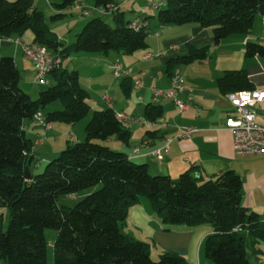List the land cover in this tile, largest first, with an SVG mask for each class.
Masks as SVG:
<instances>
[{"label":"trees","instance_id":"1","mask_svg":"<svg viewBox=\"0 0 264 264\" xmlns=\"http://www.w3.org/2000/svg\"><path fill=\"white\" fill-rule=\"evenodd\" d=\"M80 1L59 0L51 19H62ZM92 1L96 8L115 7L109 11L112 24L100 16L91 17L74 41L63 47L33 0H0V38L30 30L33 42L60 59L48 75V86L32 98L19 85L20 72L14 58L0 56V207L9 213L6 228L0 222V258L4 264H46L49 241L45 230L54 229V264H191L171 252H160L153 259L149 243L123 232L130 208L146 198L165 229L210 223L213 231L203 244L206 258L213 264H254L251 257L264 254V219L243 206L240 176L227 169L204 178L197 167L176 179L152 174L145 163L133 161L127 153L104 142L113 136L124 143L129 139L125 121L113 108L93 110L84 126V138L70 139L41 171L31 173L30 165L37 162L32 150L44 136L29 137L25 122L32 120L45 129L34 119L40 111L50 128L52 122L74 125L91 110L78 71L64 67L61 58L77 52L129 54L148 45L147 25L131 28V21L124 19L115 0ZM164 5L157 7L159 24L193 22L210 28L213 45L232 34L250 33L255 15L264 16V0H165ZM209 48L191 46L186 54L169 59L170 76L175 65L206 58ZM254 55H264V45L247 40L245 56ZM133 85L128 76H123L121 86L126 95ZM217 87L220 93L228 94L254 85L247 71L240 68L225 70L217 78ZM56 101L60 108H47ZM162 113L160 104L149 102L139 117L157 121ZM39 137L40 143L36 142ZM99 184L72 206L57 202L60 195H73Z\"/></svg>","mask_w":264,"mask_h":264},{"label":"crops","instance_id":"2","mask_svg":"<svg viewBox=\"0 0 264 264\" xmlns=\"http://www.w3.org/2000/svg\"><path fill=\"white\" fill-rule=\"evenodd\" d=\"M115 1L118 3L119 9L124 12L126 21L139 19L142 25H147L149 29L147 47L129 54L116 51L108 54L77 52L61 58V61L63 62L65 58L69 57V60L74 62L73 69L78 71L79 83L89 94V91L95 89L94 83L101 78L103 73L107 70L110 71L109 64L118 60L123 69L129 71L127 75L123 76H128L133 82L140 81V86L137 88L133 86L132 89L135 90L136 101L142 105L132 108V105L127 102L126 106L119 107L111 95L113 109L139 117L143 116L145 104L149 102L160 104L163 113L157 121L158 123L164 122L165 125L147 128L131 121H125L124 124L129 130L127 143L117 140L115 136L104 142L113 149L127 153L133 161L145 163L152 174H167L176 179L180 173L197 167L204 178L214 177L227 169L234 170L240 176L237 170L240 169V162L244 158L234 153L232 133L225 125L226 118L229 115H235V107L230 103L227 94L219 92L217 78L225 70L243 68L247 71L254 88H264V55L245 56V42L247 40L261 42V40L253 38L249 33L245 35L232 34L222 39L219 44L213 45V34L210 28L193 22L180 25L159 24L154 17V10L157 8L151 6L150 0H137L134 5H131V8L133 7L139 12L135 16H126L124 10L125 5L131 0ZM58 2L59 0H33L34 6L43 13L48 26L56 33L65 47L74 41L73 38L79 32L78 29L84 26L87 19H77L70 10H76L78 13L80 11L73 7L67 10L62 19H51V15L57 11L54 4ZM79 3L84 7H94L92 0H81ZM164 4L165 2H161L157 6L160 7ZM130 11L133 10L130 9ZM49 13L51 14L47 17L46 15ZM92 14L102 16V13L96 11L89 15H81L90 16ZM109 16L108 20L112 24L111 15L109 14ZM146 17L150 18L145 19ZM68 18L72 20L68 22V25L65 23L68 27L66 32H61L60 27L63 25L59 23L69 20ZM17 39L25 43L33 42V36L28 33V30L9 38H0V56L8 55L14 58L20 72L19 85L20 81L24 80L23 78H26L31 84L37 85L32 81L34 67L23 56L20 46L15 42ZM191 46H210V48L206 58L197 59L187 64H177L173 67V70L177 67L179 71H176L183 76L185 90L182 92V96L187 99L189 104L185 111L178 112L169 99L159 98L154 102L151 88L155 86L165 88L170 85L168 60L186 54ZM160 52L161 54H158ZM26 67L29 70H26ZM82 71L87 74L88 78L85 74H81ZM109 73L112 75V72ZM122 78L120 76L116 79ZM30 91H33V87ZM126 96L129 97V95ZM138 96L142 97V101L138 100ZM102 104L105 103L102 102ZM106 107L107 105L104 108ZM104 108L100 107V109ZM257 121L264 123V106L258 109ZM85 124L83 123V127ZM74 126L52 122L51 128L45 130L32 120L25 122V132L29 137L44 136V141L35 145L32 150L34 161L37 160V162L31 164L33 168L30 165L31 173L38 172L37 169L42 165L41 163L36 166L39 161L44 162L59 153L57 145L59 138L68 139L66 143L70 139L81 140L77 135L71 134ZM179 126H194L196 131L190 136L177 137ZM167 139H170L168 147L162 150V157L158 159L153 150L162 148ZM143 141H146V145L142 144ZM135 147H139L138 153L133 152ZM241 199L243 206L255 210L260 218L264 219V182L248 185L246 181L242 180ZM0 208V222L4 229L8 224L5 221L7 208ZM122 230L136 239L149 243L150 251L179 254L191 264H213L209 259L203 257L201 252L204 238L213 231V226L208 222L194 226L173 225L165 229L149 202L141 199L130 208ZM55 236L56 231L53 233L51 242ZM252 259L254 264H264V258L261 255L258 258L252 257ZM0 264H4L1 258ZM46 264H54L51 249L47 251Z\"/></svg>","mask_w":264,"mask_h":264},{"label":"built area","instance_id":"3","mask_svg":"<svg viewBox=\"0 0 264 264\" xmlns=\"http://www.w3.org/2000/svg\"><path fill=\"white\" fill-rule=\"evenodd\" d=\"M153 8H157V4L151 3ZM74 9L81 12L82 15H89L91 12H99L102 14H109V11L115 9V7H109L108 10L103 8L84 7L79 2L73 5ZM139 19H134L130 23V27L137 30L141 27ZM20 46L23 56L29 60L34 67V74L32 81L37 85H45L49 82L48 75L50 71L55 69L60 59L54 56L46 47L35 43H25L20 39L15 40ZM174 47V46H173ZM158 54H161L158 53ZM152 56V55H151ZM109 69L115 77L127 75L128 70L123 69L121 63L116 60L109 64ZM140 81L134 82V87L140 86ZM185 90L183 79L178 71H173L170 76V85L165 88L152 87V100L158 101L159 98L169 99L172 101L178 112L185 111L189 104L187 99L182 96V92ZM230 103L235 107V115H229L226 118L225 125L232 133L233 138V150L237 156H246L253 154H264V123L257 121L258 109L264 106V88H252L230 92L227 94ZM139 101H142V97H137ZM103 102L107 107L113 108V101L108 91L102 95ZM116 116L123 121L136 122L140 126H147L149 128L164 126V122L158 123V121H150L144 117L128 116L122 111H116ZM34 119L37 123L41 124L45 129L50 128V124L45 122V119L40 111L34 114ZM179 132L177 137L190 136L191 133L196 131L194 126H179ZM42 137L37 138L36 142L40 143ZM170 139H167L165 145L162 148L153 150V153L158 159L162 157V150L167 149ZM146 145V141L142 142ZM139 147L134 149V153H138Z\"/></svg>","mask_w":264,"mask_h":264},{"label":"rangeland","instance_id":"4","mask_svg":"<svg viewBox=\"0 0 264 264\" xmlns=\"http://www.w3.org/2000/svg\"><path fill=\"white\" fill-rule=\"evenodd\" d=\"M136 1L137 0H131V1H129V3H127L125 5L124 10L126 11V16H133V15L135 16L136 14L139 13L137 9H135V8L133 9V7L131 8V5H134V3ZM150 1H151V3H154V4H159L161 2H165V0H150ZM164 6L165 5H162V6H160V8H162ZM130 9H132L133 11H130ZM157 10L158 9L154 10L155 11L154 17L156 16ZM70 11H72L71 13L74 16H76L77 19H81V20L87 19L88 20L89 18L94 17V14H92L90 16H82L81 14H79L80 12L78 13L76 10H70ZM50 14L51 13H49L46 16L49 17ZM109 17H110L109 14H102V16H101L102 19H104L108 22H109V20H108ZM68 19L69 20H65L64 22L59 23V24L63 25L60 27L61 32H64V31L66 32V30L68 28L67 27L68 22L72 20L71 18H68ZM73 21H75V20H73ZM80 28L78 29L79 31H80ZM147 30H149V29L147 28ZM28 33H30L31 36H33L31 31L28 30ZM249 35L252 36L253 38L260 39L261 42H259V41H255V42L264 45V19H262V16L260 14L255 15L254 26H253L251 32L249 33ZM111 52H113V51H111ZM69 59H70L69 57L65 58L62 63L67 69H73L74 68L73 67L74 62H71ZM27 67L25 69L29 70V68H27ZM176 70H178L177 67L174 68V71H176ZM109 72H111V70L110 71L107 70V72H104L103 75L101 76V78L98 79L94 83L95 89L93 91H89L88 103H89V106L91 108L89 114L86 117H84L83 119H81L79 122H77V124H74L75 126L73 125L74 128H73L71 134L77 135L79 138H81V140L84 138L83 123H86L89 120V118L92 115L93 110L100 109L101 106H102V108H104L106 106L105 104H102V102H103L102 95L105 93V91H106L105 89H107L109 91V93H108L109 95L113 96V98L115 99V101L117 102V105H119V107H121L122 105L126 106L127 102L130 105H132V108L137 107V105H142L141 103H138L136 101L135 90L132 89L129 97H127L125 92L123 91L122 86H121L122 79H116L117 77H115L113 74L111 75ZM81 74H85V76L87 75L86 73H84V71H82ZM179 74L183 79L182 74L180 72H179ZM121 77H123V75ZM86 78H88V76H86ZM23 79L25 81L21 80L20 86H21V88H25L23 90H25L32 98H36L38 92L41 89H44L48 86L47 84L46 85H34V84H31L30 82H28L26 78H23ZM113 79H115V80H113ZM32 87H33V91H30V90H32ZM155 87H157V86H155ZM100 97H101V100H100ZM60 107H61V104L59 101L53 102L47 106V108H49V109H55V108L57 109ZM136 117H138V116H136ZM133 123L137 124L136 122H133ZM81 124H82V127H81ZM137 125H139V124H137ZM67 140L68 139H65V138H59V141L57 142V145L59 146L58 147L59 152L67 145V143H66ZM117 140H119V139H117ZM96 141H101V140H96ZM119 141H121V140H119ZM243 158L244 159H242V162H240V166H239L240 169L237 170L238 173L240 174L243 182L246 181V183H248V185H254L255 183L264 182V154L246 155V156H243ZM46 161L47 160H45L42 163V165L37 169L38 172L44 168ZM32 168H33V166H32ZM98 187H100V184L97 186H94L92 188L84 189V190H82L76 194H73V195H60L58 197L57 202L59 204L72 206L82 196H85L86 194L90 193L91 191H93L94 189H96ZM142 199L148 201L146 198H142ZM5 221L8 222V211H7V209L5 210ZM45 233H46V237L49 241V246H48V251H49L50 249L52 250L50 240L53 238L52 236H53V233H55V230L54 229H46ZM261 250L264 251V243L261 244ZM150 252L152 253L151 257L153 259L158 258V254H159L158 251L151 250ZM201 252H202L203 257H206L205 252H204V244H202ZM261 256H262V258H264V254H262ZM206 259H208V258H206ZM251 260L253 261L252 257H251Z\"/></svg>","mask_w":264,"mask_h":264},{"label":"water","instance_id":"5","mask_svg":"<svg viewBox=\"0 0 264 264\" xmlns=\"http://www.w3.org/2000/svg\"><path fill=\"white\" fill-rule=\"evenodd\" d=\"M25 177H26V179H28V178H29V174H28V173H26V174H25Z\"/></svg>","mask_w":264,"mask_h":264}]
</instances>
